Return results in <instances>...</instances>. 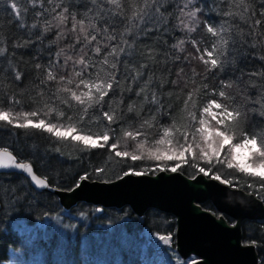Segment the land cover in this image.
<instances>
[{
    "label": "trees",
    "instance_id": "16d2710c",
    "mask_svg": "<svg viewBox=\"0 0 264 264\" xmlns=\"http://www.w3.org/2000/svg\"><path fill=\"white\" fill-rule=\"evenodd\" d=\"M0 149L61 189L178 169L264 202V0H0ZM174 230L0 172V264H172L153 237ZM241 230L264 264V218Z\"/></svg>",
    "mask_w": 264,
    "mask_h": 264
},
{
    "label": "water",
    "instance_id": "95a60500",
    "mask_svg": "<svg viewBox=\"0 0 264 264\" xmlns=\"http://www.w3.org/2000/svg\"><path fill=\"white\" fill-rule=\"evenodd\" d=\"M0 172L24 175L35 190L54 195L65 210L84 202L97 206L98 212L128 206L136 216L149 208L170 213L175 218V250L182 258L196 256L191 264H259L254 244L242 239L241 226L244 220L264 218V202L205 172L191 177L178 169L127 172L110 181L83 177L73 187L61 189L7 149H0ZM205 201L215 212L201 206Z\"/></svg>",
    "mask_w": 264,
    "mask_h": 264
},
{
    "label": "rangeland",
    "instance_id": "374dc122",
    "mask_svg": "<svg viewBox=\"0 0 264 264\" xmlns=\"http://www.w3.org/2000/svg\"><path fill=\"white\" fill-rule=\"evenodd\" d=\"M212 111L216 112V110H214V109ZM83 140L85 142H89V143L96 142V139H93V138H84ZM251 145H253V141L247 140V141H244L239 147H237L236 158H238L239 160H242L247 149H248V147ZM46 225L47 224L45 222H38L34 226L24 225L22 227V229L25 230V232L31 233V234H33V236H36L37 234L39 235L40 231L42 232L44 229H46V227H47ZM153 238L157 241V243L160 246H163L166 249V250L165 249L164 250L168 254H170V255L173 254V257H170L171 258L170 261L172 262V264H191L193 261H195L197 259V257L194 255H189L187 258L180 257L177 254L175 247H174L175 251L172 250L169 237H156L155 236ZM4 264H28V263L26 261L22 260L18 254L11 253L9 255L8 260Z\"/></svg>",
    "mask_w": 264,
    "mask_h": 264
}]
</instances>
